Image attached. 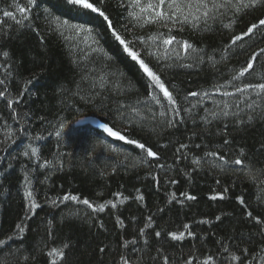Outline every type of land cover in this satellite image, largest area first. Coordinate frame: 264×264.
Masks as SVG:
<instances>
[{"label": "trees", "instance_id": "16d2710c", "mask_svg": "<svg viewBox=\"0 0 264 264\" xmlns=\"http://www.w3.org/2000/svg\"><path fill=\"white\" fill-rule=\"evenodd\" d=\"M89 2L109 21L66 0H0V264H264V93L236 88L264 82V26L247 32L264 19V4L165 26L147 13L137 21L133 0ZM148 3L156 0H140ZM56 17L92 32L62 34ZM113 32L160 76L178 116ZM161 36L175 38L168 55ZM183 42L195 51L178 58L171 50ZM90 117L124 139L79 124ZM237 158L243 165L231 163ZM179 231L182 240L167 235Z\"/></svg>", "mask_w": 264, "mask_h": 264}, {"label": "snow or ice", "instance_id": "6c2138e0", "mask_svg": "<svg viewBox=\"0 0 264 264\" xmlns=\"http://www.w3.org/2000/svg\"><path fill=\"white\" fill-rule=\"evenodd\" d=\"M97 3H102L103 0H96ZM28 3L30 5H35L36 0H28ZM67 5L69 6H74L78 7L80 10H90L92 13H98L100 17H102L105 21H109V17L105 14L104 11L100 10L98 7L94 6L93 3H90L89 0H66ZM264 4V0H188V2H178V0H156V3H148L147 6H141L140 0H133L132 6L134 8H139L140 11L139 13L133 12L130 15H132L137 21H143L145 19L144 14H148V20L151 23H160L162 25H169V24H185L189 23L192 21H200L204 20L205 23L209 19H214L215 13L220 12L221 9L227 8V9H234L236 12L241 11V9H246V8H254L258 5ZM19 11L23 14L25 13L24 8H20ZM48 9H45V12H48ZM6 16L11 17L12 13L11 12H5L4 13ZM223 14V13H221ZM18 23H22V21H17ZM55 24L57 30H60L61 33L63 34L64 30H72L73 32H83L86 34H91L92 29L86 28L83 25H77V24H71L68 20H62L60 17L55 18ZM109 26L111 24L109 23ZM264 26V19H261L259 21V24H253L248 30V34H251V32L256 29L257 27ZM113 35L115 36V39L119 41L121 45L124 46V51L128 54L129 57L133 61H136L139 64V68L142 69L143 73L146 74L148 78H150L151 81V86L153 88H158L162 93H163V98L166 99L167 101V106L171 109L172 115L173 116H178L180 113V108L178 106V101L174 97L173 93L165 87V84L161 81L160 76L152 71L147 64L142 59H138L137 53L135 51H130L128 44L125 43V40L121 38L120 35L116 34L113 32ZM151 41L153 42V45L156 44L157 37L152 36L150 37ZM174 37H169V38H163V36L160 37V42L162 45H164V54L168 55L169 54V48L166 46L173 45ZM241 37L237 36L235 39H233L232 43L235 44L237 40H240ZM189 50L195 51L194 48L187 42L177 43L173 49L171 50L172 52L175 53L176 57H181L182 52L187 53ZM262 53H264V49L261 50ZM148 55H152V53H146ZM7 56V53L4 54ZM259 55V54H258ZM251 59H255V57H252ZM252 68V64L248 63L239 73L238 76H234V80H239L240 78L244 77L245 74ZM0 83H3L0 81ZM237 92L243 94V95H248L249 90L255 92V94L259 97L261 96V93H264V82L261 83H249L246 84L244 88H240L239 86H236ZM190 96H198L200 95L197 92H191L189 93ZM207 95V93H205ZM223 95H232L231 93L225 92ZM0 96H3V93L0 92ZM151 100L154 101L156 104L161 105L164 107L162 103V98L159 95H152ZM9 105L11 106V102H8ZM253 105L258 106V103L256 100L252 101V107ZM224 115H227V105H225V110L223 111ZM160 115L162 117L167 116V111L161 112ZM168 122L173 123L175 122L172 117H168ZM101 128L104 129V131L108 132L109 135L111 136H118L119 139H124L123 136H119L117 132H113L110 128L107 127V125H100ZM57 136H60V132L56 133ZM36 139H39L37 137ZM130 143H135L134 141H130ZM137 147L140 149H143L146 152V155L148 157H154L156 156V153L153 152L150 148H146L144 144L138 143ZM29 148L31 149V154L35 156L37 154V149L35 147H32L29 145ZM112 151H116V149H112ZM25 156L29 155V152L25 151L23 153ZM209 156L216 157V153H208ZM220 161L224 164L229 163L226 159L223 157H218ZM147 162V161H145ZM195 164L199 165L200 161L196 160L194 161ZM231 163L235 165H243V161L239 158L235 159ZM163 167V165H161ZM27 196L31 197L32 193L29 191L26 193ZM173 199H176L175 193L172 194ZM185 196V199L187 200H195L196 197L194 195H189L187 193L183 194ZM219 198H223L222 196ZM64 200H73V201H78L79 198L76 196H64ZM140 200H143V197H139ZM212 199H217L216 196H213ZM82 203L89 208H92L94 211L96 208L88 201V200H83ZM241 203H244L243 200H241ZM38 204H35L33 202V207H38ZM112 207H116V205L113 203L111 205ZM104 205L101 204L99 205V210L103 211L104 210ZM249 217L252 216V213H247ZM219 219V218H218ZM149 222H151V217L149 218ZM257 224H260V220H256ZM185 229L190 228L189 225H184L183 226ZM17 228L22 232L23 227L22 225H17ZM155 235L159 237L161 235L160 232H156ZM171 240L174 241H179L182 240L185 236V233L183 231L179 232H169L167 234ZM189 235H192V233H189ZM4 244V241H0V245ZM103 251V249H101ZM227 251V250H226ZM48 255L50 257H57L60 261L64 259L65 253L62 249H57V248H52ZM240 258L236 255H231V260L237 261ZM212 257H209L208 260L204 261V264H211ZM52 264H57V260L53 259ZM125 264H127V261H125ZM163 264H169L168 257H163ZM188 264H191V261L188 262Z\"/></svg>", "mask_w": 264, "mask_h": 264}, {"label": "water", "instance_id": "95a60500", "mask_svg": "<svg viewBox=\"0 0 264 264\" xmlns=\"http://www.w3.org/2000/svg\"><path fill=\"white\" fill-rule=\"evenodd\" d=\"M79 124H80V125H90V126H92L93 128H95V129H97V130H99V131H101V132H103V133L109 135L108 132L104 131V129L100 127V125H102V124H103V125H106V124L102 123V122H101L99 119H97V118H94V117L84 118V119H81V120L79 121ZM107 127L110 128L113 132H115V131H114L111 127H109L108 125H107ZM109 136L112 137V138H118V136H111V135H109ZM119 136H120V135H119ZM152 158H155V157H152Z\"/></svg>", "mask_w": 264, "mask_h": 264}]
</instances>
